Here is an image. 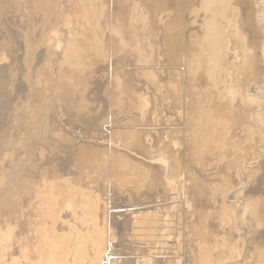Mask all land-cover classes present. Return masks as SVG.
Returning <instances> with one entry per match:
<instances>
[{
    "label": "rangeland",
    "instance_id": "obj_1",
    "mask_svg": "<svg viewBox=\"0 0 264 264\" xmlns=\"http://www.w3.org/2000/svg\"><path fill=\"white\" fill-rule=\"evenodd\" d=\"M52 1L55 3L56 8H54V12L51 13L47 11V6H46L47 0H0V264H47V167L49 165L48 159L50 163V160L57 161V159H59L60 157L62 158L71 157V156L74 157L73 156L74 153L76 154L83 149L90 150L96 147L95 149L97 151L98 146H99L98 148L99 152L97 151V156L98 158H102V160H105V162L106 161L109 162L110 157L114 155L126 156V157L129 156V158H134L135 160L138 157L137 154L138 155L140 154L137 160L144 162V163H146V161L147 163H149L150 161L152 163V162H155L157 158L159 159V158L170 156V158L172 157L173 160H175L173 163V169H175L174 171L177 173H180L179 175L176 173L175 177L178 178L177 180L181 179V174L183 178L184 176L186 178L188 177L187 178L188 180L186 179L185 183H186V187L188 186L190 188L189 195L191 199V202H190L191 213L189 216H187L188 218L187 217L184 218V216L181 213L182 211H178L177 209L172 207L171 200L167 198L169 194L168 192L170 191L165 188V185L161 187L162 190H160V192L158 193L157 192L150 193L149 191V193L148 192L144 193L143 195L144 197L141 196L143 197V200L149 198L150 200L154 199L153 202L155 201L153 204L150 203L145 206V204L139 205L140 203L146 202V201H143L142 199H141L142 200L141 202L138 200V202H135V204H132L133 203L132 194L130 192H126L125 189L122 190V188H120L119 183L114 180L115 179L114 177L111 178V176H109L110 177L109 178L107 176L105 177V179L103 178V181L101 182V187L103 189L102 191L99 190L100 191L99 194L104 195L102 198H108V195H109L108 200L111 204L109 203L108 206L111 205V207L108 210V212L110 211L109 213L117 215L112 219L111 235L108 236V238H110V240L108 239L109 240L108 245H110L111 249H114V251L115 250L118 251V252L115 251L114 253V255H117V256H114V255L109 256V258H112L111 264H124V262L125 264L127 262H128L127 264H135V263L141 264L142 259H143L142 263L144 264L145 263L144 261L147 258H153L155 260L156 259L155 257L159 255L160 256L156 259L158 264L159 263L161 264V262L162 264H164V262H167L168 260L169 261H172V259L174 260V258L171 257L172 255L171 254L172 249L170 248L171 240L169 241L168 238L170 235L171 237L173 236V234H171L172 233L171 229L178 228V226H180L181 231H184L185 233L191 231L192 237L190 240V248H192L191 250L192 252L190 255L191 261L189 264H194V263L197 264L196 260L198 256L201 254L203 247H208L209 250L210 249L214 250L216 246H218L217 249L218 248L220 249L218 250L215 249L216 251L214 250V252L217 255H220V254L221 255L217 256L215 253L213 255V250L212 251L210 250V254H211L210 260L211 261L214 260L216 256L218 259L219 258L220 259L218 261V259L216 258L217 263L212 262L210 264H264V50H263L264 49L263 47L264 46V21H263L264 12L262 11V8H261L264 0H236L237 5H235V9H237L236 12L238 14L240 13L241 18H240V22L239 23L238 21L237 23L234 22L231 28L228 27L231 23L226 22L227 27L221 33V38L224 39L225 41V44L222 49V54L223 56L227 55V57H225V60L222 66L218 67V70H217L218 72L219 68L221 69L220 71L221 73L220 72L217 73L218 76H220V79L218 78L219 82L217 83L219 84L217 85L218 87L216 86V83H213L215 86L211 84L212 79L210 78L208 74L203 73L202 71H196V70L191 72V66H192L191 64L193 62L194 53L196 55L200 48L199 47L201 43L200 40L202 37V33H200L202 31L201 30L202 21L204 19V16L206 17L208 16L204 12L201 13L202 14L201 16H199L200 13H198L197 3L196 5L194 4V6H192L191 8L192 12L187 10V12L185 11L186 14H184L183 16L180 15L181 18H178L177 21L179 22V25L177 29L179 31L178 30L176 31L179 32V36H178L179 47H178L176 56L169 57V55H167L164 50L165 45L162 41L163 40L162 37L164 36V34L166 35L165 33L166 30L163 26H161L162 25L161 22L157 24L158 26L157 29L155 30L153 29L148 33L146 32V34L144 32H139L140 35L139 34L136 35V38L134 37L132 38V36L126 37V34H123L124 37L123 35L120 36V38L118 36L119 38L118 42L120 43L117 46L115 42V40L117 39V34L113 32L111 26L107 24L106 31H105V28L103 29L106 23H109L107 22V16L105 14L106 12L104 13L105 15L103 14L104 17L98 16L99 14L98 15L95 14L96 16H93L91 0H71V1L70 0L69 1L68 0H52ZM60 2L63 5H61ZM62 6L65 8L67 7L68 8L65 10V8H63ZM59 8H61V10H59ZM128 11L131 12L130 8H128ZM63 14H64V17L66 18L63 17ZM90 14L92 15L90 16ZM193 15L196 17L194 18ZM189 16L192 18L191 21L189 19L190 18ZM59 17H61L62 19ZM101 17H102V20H101ZM131 17L133 18L132 15ZM98 19H99V22H98ZM52 21H55V22H52ZM59 21H61V23ZM96 23L97 24L99 23V25H97ZM129 23L130 25H132L133 21L131 20ZM94 24L97 26V28H94ZM238 25L241 26V30L243 31V34H245V36H247V34L251 35V37H252V34H256L257 36L254 38L252 37L254 41H253L252 46L249 48L250 50L256 51L257 58L259 59L257 73H254L252 75L242 74V72H237L238 66H234L233 68V65H241V62H242L241 55L239 54L241 53V50H242L240 48L241 44H238L237 39L234 38L236 37V34L240 32ZM49 26L51 30L49 29ZM73 26H75L74 29L72 28ZM70 29L71 30L73 29L72 31L74 33L76 30L78 31V36H76V38L73 34H70L71 32ZM64 30L66 31L67 34L63 33ZM94 30H96V32L100 35L99 38H101L100 40H102L101 41L102 45H104V47H102V51H105L103 52V54L104 56H106V58L104 57L103 61L95 60V56H96L94 52L95 43L93 42L95 41ZM101 31H104V32H101ZM107 31H108V36H107ZM55 32H57L60 35L58 36V34L56 33L57 41H54L51 38L52 34H55ZM167 33H169V31H167ZM103 34L106 36H103ZM115 34H116V37H115ZM141 34L143 37L141 36ZM109 35H110V38L113 37V39L109 40L110 39ZM60 37L61 38L63 37L62 40ZM71 37L72 39L79 38L76 40V44L77 46L80 44L79 48L77 47L76 49L77 56L75 59V60H78L77 61L78 66H76L77 68L74 70L63 63L62 56H61L63 55V49H62L64 48L63 45H65L67 41H70ZM106 37H108L107 41H106L107 39ZM186 37L188 40L186 39ZM81 38H83V40ZM102 38H104V40ZM50 40L52 42H50ZM189 40H191L192 42ZM60 41H64V42H60ZM80 41L81 43H79ZM130 41L132 43L134 42L135 44L134 43L133 44L137 47H139L138 45H141V46L137 48ZM91 42L94 44H91ZM110 42H113V45ZM127 42L128 44H126ZM136 42L138 44H136ZM107 43H108V46H106ZM52 44L55 46L53 47ZM81 44H82V47H81ZM157 44L159 45L158 48H157ZM111 45L112 47H110ZM131 46H133L135 50L137 49L136 50L137 52H135L134 48L132 47L133 48L132 49ZM148 46H150V48ZM115 47H117L116 48L117 52H119L120 48L123 47L121 48V51L119 52L120 55H117V52L115 51ZM52 48H53L52 50L53 52L51 51ZM57 48L61 50L57 51ZM106 48H108L109 50H107ZM159 49L160 50L162 49L164 51L161 50L159 53ZM193 49L197 51H194ZM54 50L56 54H54L55 53ZM132 50H134V52H132ZM147 50L149 52H147ZM145 51L148 54V58L146 57L147 54L144 55ZM254 51H251V52H254ZM130 53H132L131 55L133 56L128 55ZM135 53L137 54L134 55ZM152 53L153 55L149 56V54L151 55ZM85 54L86 56H84ZM115 55L117 56L114 57ZM138 56L140 58H138ZM87 57L89 58L87 59ZM136 57L137 59H135ZM112 58L114 59V61ZM122 59L126 63L122 61ZM150 59L153 60V62H151ZM141 60L143 61V63ZM113 62H115L116 64L114 63L115 64L114 65ZM144 62L146 65L148 64V66H150L148 67L147 70L145 69L147 68V66L144 64ZM150 63L153 64V67H152V64ZM136 64L139 66H136ZM106 66L108 67V69L111 67L112 68L107 70ZM113 67L116 69V71ZM186 67H188L190 70L188 68L186 69ZM49 70L51 71V73ZM67 70L69 72H67ZM119 70L121 71V73L124 72L123 75L127 76L128 79L127 77H124L123 75H121ZM143 70H146V72L148 73L146 74V72L145 71L143 72ZM63 71L66 72V75ZM107 71H109V73ZM141 71L143 72L142 74H141ZM154 71L156 72L155 74H154ZM171 71L174 72V74ZM189 71L191 72V76L189 77L190 80H187L188 79L187 77L189 76L188 74L190 73ZM150 73L152 74V76ZM70 74L75 75V77L77 76L76 77L77 79H74L75 80L74 82L69 80L66 77L67 75H70ZM165 74H168V76H166ZM192 74L194 76H192ZM255 74L256 76L254 77L253 75ZM106 75H108L109 78L108 77L106 78ZM159 75L161 76L160 78H159ZM224 75H227V76L224 77ZM169 76H172V78ZM185 76L187 77L185 78ZM166 77L168 80L167 79L165 80ZM178 77H179V80L177 79ZM60 78L61 80H59ZM123 78L126 81H124ZM157 78L159 80H157ZM113 79L117 80L119 86L117 85V83H115L116 81ZM146 79L151 80L152 83L150 82L148 83L149 80H146ZM163 79L165 82L163 81ZM169 79L171 80L176 79L178 81L175 82V80H173L169 82ZM183 79L187 82H185ZM192 79H194L195 81ZM120 80L123 81V84ZM192 81H194L195 83ZM51 82H54V83H51ZM112 82L115 83L114 86H113L114 83ZM124 82L128 83L129 87ZM74 83L76 84V86H73L75 85ZM77 83L78 84L80 83V84L77 85ZM100 83L101 84L103 83L102 84L103 87L100 85ZM164 83L165 84L167 83L168 86L172 85L170 86L171 88L167 87L170 90L168 89L166 90L167 85H164ZM222 84L224 85L231 84L232 86H229V87L230 88L233 87L232 90L234 88L237 89V86H238L237 90L234 89L236 90V94H239V93L241 94L243 92L248 97L253 98L252 104L248 105L246 101L244 103L239 102L238 101L239 98L237 95L235 96V99H232V97H234V94L233 96L229 95L230 93H232V90L230 89L231 90L230 91L227 85H225L226 87L224 86L223 88ZM236 84L237 86L235 87ZM154 85H156L155 88H154ZM50 86H52L53 88L55 86L56 87L53 89ZM163 86H165V88ZM185 86L187 87V89ZM123 87L124 89H122ZM216 87L217 88L221 87L222 89L220 88L219 91H217ZM189 88L190 90H188ZM57 89L60 90L61 92L58 93ZM150 89H151L150 92L152 93L149 92ZM180 89H182V92H185V93H181ZM225 89L228 92V96H227V93L225 94L226 92ZM48 90L50 91V93ZM124 90L127 95L124 93ZM186 90L189 93H187ZM47 92L49 93L48 95H47ZM117 92L119 94H117ZM166 92H167V95H165ZM162 93L164 94L163 97L161 96ZM62 94H67V96L64 98L63 96L65 95L62 96ZM141 94L143 96H141ZM174 94L176 95L173 97L172 95ZM223 94H225L226 96L225 95L223 96ZM168 96L171 97V100ZM57 97L58 98L60 97V98L58 99ZM151 97H153L154 99H152ZM126 98H128V101ZM222 98H224L225 100ZM55 99L56 100L58 99L57 100L58 102ZM110 99L114 101H111ZM146 99H149V100H146ZM135 100L137 101L135 102ZM173 100L174 102H171ZM181 100H182V103L185 102L183 104L186 106L184 105H181L182 107L180 106V104H182ZM49 101L52 103H50ZM144 101L146 104L144 103ZM186 101H188V103ZM230 101H232L231 103L233 104L229 103ZM132 102H135V103H132ZM75 103L77 104V106L73 105ZM147 103L150 106H148ZM221 103L227 104L228 106H230L228 107V109L230 108L231 110L233 109L235 111H240V112L242 111L240 115L238 116L239 118L238 121L234 124L235 127L233 126L234 122L224 121L225 124L223 123L221 128L219 127L217 128V130L215 129L213 130V128L209 126L210 123H207L208 127L210 128L204 131L203 130L204 129L203 119L206 117L205 114L207 112L213 113L214 111H215L214 113H216V110L219 109V106ZM127 104H129L130 106L129 105L127 106ZM135 104L136 106L137 105L139 106L138 109L140 108L141 109V110L139 109L140 111H136L137 107L135 106ZM117 105H119L118 108L120 109H117ZM61 106H62V109H61ZM144 107H150V108H147V109L145 108L146 111H144V109L142 110V108ZM178 107L179 108L181 107V110ZM77 108L80 110H78ZM156 108L158 111H156ZM69 109L71 112H69ZM127 109L128 111H131V113L126 111ZM151 109L153 110L155 109L156 112L152 111ZM188 109L189 110L191 109V110L189 111ZM76 110H77V113H75ZM118 111L119 112L121 111L120 115ZM181 111H184V112L182 113ZM245 111L246 112L248 111V112L244 113ZM49 112H50V116H49ZM55 112L58 113L59 116ZM135 112L137 113L136 116H135L136 114ZM145 112L148 114L150 113L151 115L150 114L146 115ZM151 112L152 113L154 112L153 113L154 115ZM177 113L180 115V117ZM67 114L70 120L69 118L67 120ZM172 114H174L175 118L173 117ZM51 115L52 116L54 115V117H52ZM95 115L97 117H95ZM77 116H80V117H77ZM106 116H107V119H106ZM140 116H143V117H140ZM75 117H76V120L78 121L75 120ZM56 118H57V123H55ZM140 118L142 119L144 118L145 122H141L143 120ZM147 118L148 119L150 118V119L148 120ZM171 118H173V120ZM51 119H53L54 123H52L53 121L51 122ZM73 120H75L76 122L73 123L74 122ZM91 120L92 122H90ZM180 120L181 121L183 120L184 122L181 123ZM199 120H201L200 124H198L200 122ZM58 121H60L59 122L60 126L58 124ZM154 122L155 123L157 122V123L155 124ZM161 122H163L164 124ZM92 123L94 125H92ZM114 123L115 124L117 123L119 125L116 124L117 126H115ZM175 123H177V125L179 126H177ZM192 123L194 124L192 125ZM52 124L53 126H56V129L58 128L57 132L55 131V127H53ZM71 124L73 126H71ZM96 124L99 126L97 127ZM128 124L130 126H128ZM171 124H173L174 126ZM48 125L51 128V130L48 128ZM191 125L194 127L192 128ZM100 127L102 128L100 129ZM123 127H126V128L128 127V128L126 130L125 128L123 129ZM161 127H163L164 129H162ZM199 127L201 128V130ZM63 128L65 130H63ZM69 128L70 129L72 128V129L70 130ZM90 128L91 130L89 131ZM190 128L192 132H190L191 131ZM79 129H81V131ZM98 129L100 130H99V133L97 134ZM247 129H249L250 131H248ZM122 130L123 132H121ZM58 131L60 133H58ZM91 131L94 134H92ZM51 132H52V136H51ZM72 132L76 136H74ZM68 133L70 136L67 135ZM182 133L184 135H182ZM58 135L60 136V139L64 137V139H62L64 142L58 138L59 137ZM104 135L105 137H103ZM99 136H102L103 138L101 137L102 139H100ZM121 136L123 137V139ZM191 136L194 137V139ZM52 137L55 139L53 140ZM142 137L143 138L145 137L146 139L145 138L143 139ZM50 138L52 140H49ZM98 138L99 140L97 141ZM104 138L106 139L108 138V139L106 140ZM56 139L59 141H56ZM76 139H77V142L76 141L71 142V140H76ZM118 140L120 141V143ZM176 140H177V144H173L172 146V143L173 142L176 143ZM78 141L80 142V144L78 143ZM107 141H109V143ZM126 141L127 143H125ZM141 141H143V143ZM67 142L70 143L71 145L70 144L68 145ZM105 142H107L108 145ZM47 143L49 144V146ZM89 143L91 144V146H89L90 145ZM59 144H62L63 146L61 147V145L59 146ZM97 144L98 146H96ZM112 144L114 145V148ZM120 144L121 146H119ZM92 145L94 146V148ZM109 145H111V147ZM115 145L117 148L115 147ZM174 145L175 146L177 145L176 146L177 148H175ZM65 146L66 148L68 147V149H66ZM87 146L91 148L88 149ZM106 146H108L109 148ZM145 146L147 149L145 148ZM119 147H123L124 151H123V148H119ZM104 148L106 150V153H105ZM133 148H135L134 149L135 151L132 150ZM196 148L199 150H197ZM53 149L55 150V152H53ZM62 149L65 150L64 151L65 154L67 153L66 151H68L69 153L65 155ZM70 150L72 151V153ZM115 150L119 152L115 153ZM131 151L133 153L138 152V151L139 152L137 154L135 153V156H134L133 153H130ZM159 151H160V154H159ZM48 152H50L51 154ZM70 153H71V156H69ZM127 153H130V154H127ZM150 153H153L151 154L152 156L150 155ZM55 154L57 155L59 154L58 157L57 155L55 157ZM107 154L109 156H107ZM142 154L143 156H141ZM155 155H160V156L157 157ZM50 157H53V158L50 159ZM81 177L82 176H80V178ZM161 177H162L161 182L166 184L167 176L162 175ZM85 180L87 181V179ZM85 184L88 185L89 184L88 181ZM112 188H114L115 190L117 189L115 191L116 193L114 192ZM148 195L152 197H148ZM161 195H163L164 199L165 198L166 199L164 200L162 197L161 199L159 197ZM155 196L157 199L154 198ZM170 196L173 197L171 193H170ZM101 203H100V206L98 204L99 210L97 209L100 215L98 224L100 223V221L102 223V218H104L103 217L104 215L102 216V214L104 213L105 207ZM128 204L136 205V207L135 206L129 207ZM162 204H165V206ZM156 205L157 206L161 205L162 207L161 206L157 207ZM137 206L138 207L141 206V207L138 208ZM122 207H124L126 210ZM118 210L119 212H117ZM133 213H136V215L135 214L133 215ZM125 214L127 215L130 214L133 216L129 215V217H127L125 220L130 219L131 221L128 220L127 225L125 224L121 226V222H123L124 220L123 217ZM151 215L155 222L154 224L152 223L153 220L151 219ZM166 215H168L169 219L166 218L167 217ZM196 215L198 219L196 218ZM174 216L176 219L173 218ZM158 217L159 219H156ZM138 220H141V221H138ZM150 220H152L151 225H150L151 227H149L148 225L150 224ZM144 224H147V225H144ZM175 224H178L177 227L174 226ZM100 225H101V229L104 230V224L102 223ZM74 227L75 226L71 225L70 228L73 229ZM120 227H122L121 228L122 230L120 229ZM83 228H84L83 235L84 237L88 238V232H87L88 230H86L87 223H84ZM134 229H137V230L140 229L141 231L140 230L137 231ZM123 231L124 232L126 231L125 234L123 233ZM148 243L151 244V248H150L151 250H148L149 252L146 253L145 250L149 246ZM197 244L199 248L197 247ZM201 244L203 247L201 246ZM150 253H152L154 256L155 255L157 256L153 257V255ZM166 253L170 254L171 259L168 256L169 254L166 255ZM104 255H105L104 256L105 258L106 254ZM162 256L164 258L166 257V259H164ZM192 256H194V258ZM195 256L197 257L195 258ZM127 258H130V259L126 260ZM222 259H223V262H222ZM180 260L183 261L184 257L180 258ZM81 261H79L78 264H84V262L83 261L81 262Z\"/></svg>",
    "mask_w": 264,
    "mask_h": 264
},
{
    "label": "bare ground",
    "instance_id": "obj_2",
    "mask_svg": "<svg viewBox=\"0 0 264 264\" xmlns=\"http://www.w3.org/2000/svg\"><path fill=\"white\" fill-rule=\"evenodd\" d=\"M69 1V0H68ZM71 1V0H70ZM92 1V12H93V16H96V15H98V16H103V14L105 13L106 14V16H107V22H109V23H106V25L103 27V29L105 28V31H106V26H107V24L109 25V26H111V28H112V30H113V32L114 33H116L117 34V39L115 40V42H116V44H117V46H118V44L120 43V42H118V39L120 38V36H122L123 34H126V37H128V36H132V38L134 37V38H136V35H138L139 34V32H144L145 34H146V32L148 33V32H150L151 30H155V29H157V24H159V22H161V26H163L164 28H165V30H166V35L164 34V36L162 37L163 38V43H164V45H165V48H164V50H165V52H166V54L167 55H169V57H175L176 56V53H177V51H178V47H179V43H178V36H179V30L177 29L178 28V25H179V22L177 21L178 20V18H181V16L180 15H184V14H186L185 13V11L187 12V10L188 11H190V12H192V10H191V8H192V6H194V4L196 5V3L198 4V13H200V15L199 16H201L202 14L201 13H206L208 16L206 17V16H204V19H203V21H202V28H201V32L200 33H202V37H201V43H200V48H199V51H198V53L195 55V53H194V56H193V62H192V66H191V72L192 71H202L203 73H206V74H208L209 76H210V78L212 79L211 81V84H213V83H216V86L217 85H219V84H217L219 81H218V78L220 79V76H218V74L217 73H219L220 71H221V69L219 68V71L217 72V70H218V67H220V66H222V64H223V62H224V60H225V57H227V55H224L223 56V54H222V49H223V46H224V44H225V41H224V39H222L221 38V33H222V31L224 30V29H226V22H228V23H231L228 27L229 28H231V26H232V24L235 22V23H237V21H238V23L240 22V18H241V15H240V13L238 14L236 11H237V9H235V5H237L236 4V0H91ZM62 2V1H61ZM60 2V3H61ZM66 3V2H65ZM61 5H63L62 3H61ZM65 5H67V4H65ZM72 5V4H71ZM47 11L48 12H54V8H56V6H55V3L52 1V0H47ZM58 6V5H57ZM63 7V6H62ZM61 7V8H62ZM67 7V6H66ZM196 7V6H195ZM61 8H59V10H61ZM63 8H65V7H63ZM68 8V7H67ZM67 8H65V10L67 9ZM71 8V7H70ZM100 10H99V9ZM128 8H130V10H131V12L130 11H128ZM261 8H262V11L264 12V2H263V4H262V6H261ZM73 9H74V7H73ZM190 9V10H189ZM194 9V8H193ZM57 10V9H56ZM99 10V11H98ZM74 11V10H73ZM129 13H128V12ZM184 11V12H183ZM197 11V10H196ZM75 12V11H74ZM123 12V13H122ZM57 13V12H56ZM60 13V12H59ZM76 13V12H75ZM70 14V13H69ZM68 14V15H69ZM87 14H89V13H87ZM96 14V15H95ZM104 14V15H105ZM190 14V13H189ZM195 14H196V12H195ZM205 14V15H206ZM50 15V14H49ZM92 14H90V16H91ZM131 15L133 16V18L131 17ZM62 16V15H61ZM65 16H67V15H65ZM187 16V15H186ZM191 16V15H190ZM189 16V17H190ZM49 17H51V16H49ZM63 17H64V14H63ZM72 17V16H71ZM87 17H88V15H87ZM104 17V16H103ZM189 17H187V18H189ZM192 17V16H191ZM189 18L190 19V21H191V19L192 18ZM193 17L195 18L196 16H194L193 15ZM58 18V17H57ZM59 18H61V17H59ZM64 18H66V17H64ZM69 18V17H68ZM186 18V19H187ZM62 19V18H61ZM70 19V18H69ZM104 19V18H103ZM182 19H183V17H182ZM50 20V19H49ZM54 20V19H53ZM63 20H65V19H63ZM101 20H102V17H101ZM133 21V24L132 25H130V21ZM159 20V21H158ZM188 20V19H187ZM194 20V19H193ZM48 21V20H47ZM57 21V20H56ZM67 21H69V20H67ZM72 21V20H71ZM93 21V20H92ZM97 21V20H96ZM104 21V20H103ZM186 21V20H185ZM263 21H264V19H263ZM49 22V21H48ZM47 22V23H48ZM52 22H55V21H52ZM60 23H61V21H59ZM95 22V21H94ZM98 22H99V19H98ZM106 22V21H105ZM183 22H184V20H183ZM51 23V22H50ZM65 23V22H64ZM102 23V22H101ZM66 24H67V22H66ZM65 24V25H66ZM71 24H72V22H71ZM73 24H74V22H73ZM97 24V23H96ZM184 24V23H183ZM62 25H63V23H62ZM97 25H99V23L97 24ZM51 26V25H50ZM50 26H49V29L51 30V28H50ZM68 26V25H67ZM70 26V25H69ZM72 26V25H71ZM52 27V26H51ZM74 27L75 26H73L72 28L74 29ZM183 27V26H182ZM238 27H239V31L240 32H238L237 34H236V37H234L235 39H237V42H238V44H241L240 45V48L242 49L241 50V53H239L240 55H241V59H242V62H241V65H233V68H234V66H238V68H237V72H242V74H250V75H252V74H254V73H257V68H258V58H257V53H256V51H254V50H250L249 48L252 46V44H253V38L254 37H257L256 36V34H252V37H251V35H249V34H247V36H245V34H243V31L241 30V26L240 25H238ZM53 28H55V27H53ZM52 28V29H53ZM66 28V27H65ZM71 28V27H70ZM94 28H97V26L94 24ZM99 28V27H98ZM184 28V27H183ZM72 29V30H73ZM102 29V28H101ZM100 29V30H101ZM185 29V28H184ZM184 29H183V31H184ZM60 30V29H59ZM62 30V29H61ZM71 30V29H70ZM71 30V32H73ZM176 30H178V31H176ZM55 31V30H54ZM54 31H53V33H54ZM57 31H58V29H57ZM69 31V30H68ZM109 31H111V30H109ZM135 31V32H134ZM167 31H169V33H167ZM49 32V31H48ZM47 32V33H48ZM61 32V31H60ZM59 32V33H60ZM70 32V31H69ZM70 32V34H73L74 36H75V38H76V36H78V31L76 30L75 31V33L73 32V33H71ZM101 32H104V31H101ZM153 32V31H152ZM189 32H191V31H189ZM52 33V32H51ZM50 33V34H51ZM56 33L57 32H55V34H52V39L54 40V41H57V36H56ZM63 33H65V34H67L66 33V31L64 30V32ZM63 33H61V34H63ZM80 33V32H79ZM91 33H92V31H91ZM111 33V32H110ZM143 33V34H144ZM155 33V32H154ZM157 33V32H156ZM58 34V33H57ZM64 34V35H65ZM69 34V33H68ZM69 34V35H70ZM116 34H115V37H116ZM170 34V35H169ZM183 34V33H182ZM140 35V34H139ZM191 35V34H190ZM194 35V34H193ZM56 36V37H55ZM58 36H60L59 34H58ZM99 34L96 32V30H94V38H95V41H93L94 43H92L91 42V44H94L95 45V60H102L103 61V59H104V57L106 58V56H104V54H103V52H105V51H102V47H104V45H102V40H100L101 38H99ZM103 36H106V35H104L103 34ZM102 36V37H103ZM107 36H108V31H107ZM118 36H119V38H118ZM141 36H142V34H141ZM64 37V36H63ZM62 37V38H63ZM123 37H124V35H123ZM122 37V38H123ZM125 37V38H126ZM143 37V36H142ZM150 37V36H149ZM148 37V38H149ZM190 37V36H189ZM188 37V38H189ZM50 38V39H51ZM61 38V37H60ZM62 38H61V40H62ZM84 38V37H83ZM83 38H81L82 40H83ZM90 38V37H89ZM107 39H106V41L108 40V37H106ZM109 38H110V35H109ZM145 38H147V37H145ZM155 38V37H154ZM71 40L70 41H67L66 42V44L65 45H63V47L64 48H62L63 49V55H61L62 56V60H63V63L64 64H66L67 66H69L71 69H76L77 67L76 66H78V64H77V61L78 60H75L76 59V56H77V54H76V49H77V47L79 48V45L77 46V44H76V40L77 39H79V38H77V39H72V37L70 38ZM93 39V38H92ZM103 40H104V38H102ZM111 39H113V37L112 38H110L109 40H111ZM186 39H187V37H186ZM191 39V38H190ZM194 39H196V38H194ZM94 40V39H93ZM142 40V39H141ZM147 40V39H146ZM149 40V39H148ZM151 40V39H150ZM159 40V39H158ZM184 40V39H183ZM188 40V39H187ZM197 40H198V38H197ZM53 41V42H54ZM119 41H121V40H119ZM135 41H137V40H135ZM143 41V40H142ZM189 41H191V40H189ZM195 41V40H194ZM50 42H52L51 40H50ZM60 42H64V41H60ZM78 42V41H77ZM118 42V43H117ZM131 42V41H130ZM129 42V43H130ZM156 42V41H155ZM181 42V41H180ZM186 42V41H185ZM192 42V41H191ZM56 43V42H55ZM54 43V44H55ZM79 43H81V41L79 42ZM104 43V42H103ZM110 43H112V45H113V42H110ZM132 43V42H131ZM134 43V42H133ZM132 43V44H133ZM140 43V42H139ZM145 43V42H144ZM182 43V42H181ZM187 43V42H186ZM194 43V42H193ZM226 43H227V41H226ZM85 44V43H84ZM90 44V45H91ZM106 44V43H105ZM126 44H128V42L126 43ZM135 44V43H134ZM133 44V45H134ZM136 44H138L137 42H136ZM141 44V43H140ZM151 44V43H150ZM162 44V43H161ZM190 44V43H189ZM57 45V44H56ZM86 45V44H85ZM112 45L110 46V47H112ZM131 45V44H130ZM146 45V44H145ZM155 45V44H154ZM163 45V44H162ZM183 45H185V44H183ZM183 45H182V47H183ZM52 46L54 47L55 45H53L52 44ZM106 46H108V43H107V45ZM127 46V45H126ZM129 46V45H128ZM135 46V45H134ZM139 47L141 46V45H138ZM147 46V45H146ZM158 44H157V48H158ZM190 46V45H189ZM81 47H82V44H81ZM92 47H93V45H92ZM133 46H131V48H132ZM135 47H137V46H135ZM139 47H137V48H139ZM149 48H150V46H148ZM147 47V48H148ZM161 47V46H160ZM191 47V46H190ZM194 47V46H193ZM197 47H198V45H197ZM264 47V46H263ZM117 47H115V51L117 52V49H116ZM121 48H123V47H121ZM121 48H120V50H119V52L121 51ZM125 48V47H124ZM134 48V47H133ZM132 48V49H133ZM144 48H145V46H144ZM49 49V48H48ZM55 49V48H54ZM80 49H82V48H80ZM83 49H85V48H83ZM87 49V48H86ZM92 49V48H91ZM105 49V48H104ZM107 50H109L108 48H106ZM130 49V48H129ZM152 49V48H151ZM163 49V48H162ZM161 49V50H162ZM185 49V48H184ZM252 49H254V48H252ZM53 50V48L51 49V51ZM56 50V49H55ZM55 50H54V52H55ZM59 49L57 48V51H58ZM61 50V49H60ZM59 50V51H60ZM79 50V49H78ZM111 50V49H110ZM122 50H124V49H122ZM134 50H135V48H134ZM134 50H132V52H134ZM137 50V49H136ZM135 50V52H137ZM150 50V49H149ZM160 49H159V53H160V51H161ZM164 50H162V51H164ZM194 50V49H193ZM264 50V49H263ZM126 51V50H125ZM153 51V50H152ZM155 51V50H154ZM184 51V50H183ZM194 51H197V50H194ZM251 51H254V52H251ZM53 52V51H52ZM113 52V51H112ZM115 52V53H116ZM119 52H117V55H120L119 54ZM130 52H131V50H130ZM140 52V51H139ZM138 52V53H139ZM147 52H149L148 50H147ZM77 53H78V51H77ZM82 53V52H81ZM123 53H125V52H123ZM127 53H129V52H127ZM126 53V54H127ZM145 53V54H144ZM143 54L144 55H146L147 53H146V51L144 52ZM54 54H56V52L54 53ZM58 54H60V53H58ZM114 54V53H113ZM132 53H130V54H128V55H131ZM137 53H135L134 55H136ZM190 54V53H189ZM117 55H115L114 57H116ZM142 55V54H141ZM153 55V53L150 55L149 54V56H152ZM159 55V54H158ZM60 56V55H59ZM84 56H86V54L84 55ZM110 56V55H109ZM131 56H133V55H131ZM108 57V56H107ZM135 57V56H134ZM141 57H143V56H141ZM147 58H148V54H147V56H146ZM183 57V56H182ZM80 58V57H79ZM89 57H87V59H88ZM109 58V57H108ZM122 58V57H121ZM127 58H129V57H127ZM132 58V57H131ZM138 58H140L139 56H138ZM146 58V59H147ZM184 58V57H183ZM187 58V57H186ZM192 58V57H191ZM78 59V58H77ZM111 59V58H110ZM113 59V58H112ZM124 59V58H123ZM122 59V61H124ZM135 59H137V57L135 58ZM144 59V58H143ZM145 59V60H146ZM167 59V58H166ZM54 60H55V58H54ZM128 60V59H127ZM139 60V59H138ZM151 60V59H150ZM149 60V61H150ZM223 60V61H222ZM262 60V59H261ZM80 61V60H79ZM113 61H114V59H113ZM118 61V60H117ZM130 61V60H129ZM137 61V60H136ZM135 61V62H136ZM142 61V60H141ZM50 62V61H49ZM54 62V61H53ZM85 62V61H84ZM115 62H116V60H115ZM115 62H113V64L115 63ZM119 62V61H118ZM125 62V61H124ZM123 62V63H124ZM138 62V61H137ZM147 62V61H146ZM151 62H153V60H151ZM100 63V62H99ZM107 63V62H106ZM126 63V62H125ZM132 63V62H131ZM142 63H143V61H142ZM189 63H191V62H189ZM83 64V63H82ZM101 64V63H100ZM99 64V65H100ZM116 64V63H115ZM114 64V65H115ZM144 64H145V62H144ZM150 64H152V63H150ZM183 64H185V63H183ZM56 65V64H55ZM113 65V66H114ZM120 65V64H119ZM123 65V64H122ZM127 65V64H126ZM146 65V64H145ZM190 65V64H189ZM49 66V65H48ZM80 66V65H79ZM110 66V65H109ZM117 66H118V64H117ZM125 66V65H124ZM128 66H129V64H128ZM134 66V65H133ZM136 66H139V65H137L136 64ZM147 66V68H145L146 70L148 69V67H150V66H148V64L146 65ZM186 66V65H185ZM224 66V65H223ZM229 66H230V64H229ZM51 67V66H50ZM59 67V66H58ZM62 67V66H61ZM97 67V66H96ZM99 67V66H98ZM107 67V66H106ZM145 67V66H144ZM152 67H153V64H152ZM188 67H190V66H188ZM188 67H186V69L188 68ZM54 68V67H53ZM52 68V69H53ZM91 68V67H90ZM112 68V67H111ZM111 68H109V69H111ZM114 68V67H113ZM128 68V67H127ZM222 68V67H221ZM226 68V67H225ZM224 68V69H225ZM66 69V68H65ZM64 69V70H65ZM95 69H97V68H95ZM101 69V68H100ZM108 69V67H107V70H109ZM115 69V68H114ZM113 69V70H114ZM189 69V68H188ZM236 69V68H235ZM54 70V69H53ZM57 70V69H56ZM99 70V69H98ZM123 70V69H122ZM140 70V69H139ZM146 70H143V72L145 71L146 72ZM190 70V69H189ZM230 70V69H229ZM232 70V69H231ZM50 71V70H49ZM58 71V70H57ZM66 71V70H65ZM65 71H63L64 73H65V75H66V72ZM71 71V70H70ZM112 71V70H111ZM115 71H116V69H115ZM120 71V70H119ZM118 71V72H119ZM124 71V70H123ZM151 71V70H150ZM160 71H162V70H160ZM164 71V70H163ZM172 71H174V70H172ZM171 71V72H172ZM186 71V70H185ZM222 71H224V70H222ZM67 72H69L68 70H67ZM108 73H109V71H107ZM130 72V71H129ZM142 71H141V74L143 73ZM178 72V71H177ZM190 72V71H189ZM188 72V73H189ZM191 72L187 75V76H185V78L187 77L188 79L187 80H190V76H191ZM50 73H51V71H50ZM49 73V74H50ZM58 73V72H57ZM98 73V72H97ZM108 73H106V74H108ZM112 73V72H111ZM111 73H110V75H111ZM148 72H146V74H147ZM156 72L154 71V74H155ZM162 73V72H161ZM160 73V74H161ZM170 73V72H169ZM173 74H174V72H172ZM180 73V72H179ZM221 73V72H220ZM223 73V72H222ZM77 74V73H76ZM96 74V73H95ZM120 74L121 75H123L124 74V72L123 73H121V71H120ZM151 74V73H150ZM153 74V75H154ZM186 74V73H185ZM194 74V73H193ZM192 74V76H194ZM224 74V73H223ZM228 74V73H227ZM57 75H59V74H57ZM61 75H63V74H61ZM128 75H130V74H128ZM166 76H168V74H165ZM172 75V74H171ZM182 75V74H181ZM207 75V76H208ZM232 75V74H231ZM48 76V75H47ZM50 76V75H49ZM98 76V75H97ZM115 76V75H114ZM118 76V75H117ZM124 76V75H123ZM134 76V75H133ZM151 76H152V74H151ZM175 76H177V75H175ZM174 76V77H175ZM199 76H200V74H199ZM225 76H227V75H224V77ZM229 76V75H228ZM254 77L256 76V74L255 75H253ZM56 77V76H55ZM60 77V76H59ZM65 77V76H64ZM69 80H71V81H75L74 79H77L76 77H75V75H67L66 76ZM65 77V78H66ZM108 77V75H106V78ZM124 77H127V76H124ZM148 77V76H147ZM156 77V76H155ZM161 76L159 75V78H160ZM169 77H171L172 78V76H169ZM182 77V76H181ZM195 77H197V76H195ZM57 78V77H56ZM109 78V77H108ZM117 78V77H116ZM120 78V77H119ZM121 78H122V76H121ZM120 78V79H121ZM150 78V77H149ZM176 78V77H175ZM184 78V77H183ZM184 78V79H185ZM193 78V77H192ZM209 78V79H210ZM51 79V78H50ZM112 79V78H111ZM118 79V78H117ZM127 79H128V77H127ZM145 79V78H144ZM153 79H155V78H153ZM167 79V77L165 78V80ZM178 80H179V77L177 78ZM183 79V80H184ZM201 79V78H200ZM59 80H61V78L59 79ZM63 80V79H62ZM64 80H66V79H64ZM113 80H115L116 82L115 83H117V85H118V82H117V80L116 79H113ZM123 80H124V78H123ZM146 80H149V79H146ZM151 80H152V78H151ZM151 80H149L148 81V83L150 82V83H152L151 82ZM157 80H159L158 78H157ZM168 80V79H167ZM173 80H175V82L176 81H178V80H176V79H173ZM173 80H171V79H169V82L170 81H173ZM181 80V79H180ZM192 80H194V79H192ZM119 81V80H118ZM121 82H122V84H123V81L122 80H120ZM124 81H126V80H124ZM144 81V80H143ZM162 81V80H161ZM163 81H164V79H163ZM182 81V80H181ZM185 81V80H184ZM183 81V82H184ZM195 81V80H194ZM194 81H192V82H194ZM210 81V80H209ZM57 82H59V81H57ZM61 82V81H60ZM78 82V81H77ZM80 82V81H79ZM96 82H98V81H96ZM111 82V81H110ZM154 82H155V80H154ZM165 82V81H164ZM167 82V81H166ZM185 82H187V81H185ZM189 82V81H188ZM224 82V81H223ZM51 83H54V82H51ZM76 83V82H75ZM74 83V84H75ZM94 83V82H93ZM107 83V82H106ZM112 83H114V82H112ZM115 83L113 84V86L115 85ZM125 83V82H124ZM147 83V82H146ZM178 83V82H177ZM176 83V84H177ZM190 83V82H189ZM195 83V82H194ZM199 83V82H198ZM201 83V82H200ZM221 83V82H220ZM237 83V82H236ZM41 84V83H40ZM72 84V83H71ZM80 84V83H79ZM78 83H77V85H79ZM89 84V83H88ZM103 84V83H102ZM101 83H100V85L103 87V85H102ZM125 84H127V86H128V83H125ZM154 84V83H153ZM163 84V83H162ZM172 84H173V82H172ZM175 84V85H176ZM208 84V83H207ZM232 84V83H231ZM228 85V84H225V85H227L228 86V88H229V90L231 89L232 90V88H230L229 86H232V85ZM68 85V84H67ZM99 85V86H100ZM107 85V84H106ZM116 85V86H117ZM149 85V84H148ZM164 85H167V83L165 84L164 83ZM174 85V86H175ZM187 85V84H186ZM223 85V88H224V84H222ZM64 86H66V85H64ZM73 86H76V84L75 85H73ZM119 86V85H118ZM117 86V87H118ZM131 86V85H130ZM155 86L156 85H154V88H155ZM170 86H172V85H167L166 86V90L168 89V90H170L169 88H167V87H170ZM191 86V85H190ZM213 86H215L214 84H213ZM237 86V84L235 85V87ZM49 87V86H48ZM50 87H52V86H50ZM56 87V86H55ZM54 87V88H55ZM110 87V86H109ZM122 87V86H121ZM129 87V86H128ZM160 87V86H159ZM164 88H165V86H163ZM186 87V86H185ZM193 87V86H192ZM205 87H206V85H205ZM212 87V86H211ZM218 87V86H217ZM216 87V88H217ZM226 87V86H225ZM37 88V87H36ZM53 88V87H52ZM53 88V89H54ZM72 88V87H71ZM133 88V87H132ZM150 88H152V87H150ZM171 88V87H170ZM176 88V87H175ZM215 88V89H216ZM221 88V87H220ZM220 88H217L216 90L217 91H219V89ZM59 89V88H58ZM57 89V90H58ZM68 89H69V87H68ZM73 89V88H72ZM96 89V88H95ZM103 89V88H102ZM110 89V88H109ZM112 89H113V87H112ZM122 89H124V87L122 88ZM134 89V88H133ZM160 89V88H159ZM186 89H187V87H186ZM222 89V88H221ZM227 89V88H226ZM225 89V94L227 93V96H228V92H227V90ZM234 89H236V88H234ZM232 90V93H230L229 95L231 96H233V94H234V97H232V99H235V96L237 95L238 96V101L239 102H241V103H244L245 101H246V103L249 105H251L252 104V99L253 98H250V97H248L246 94H244L243 92L239 95V94H236V90L238 89V86H237V89L236 90ZM51 90V89H50ZM56 90V91H57ZM74 90V89H73ZM118 90V89H117ZM121 90V89H120ZM173 90H175V89H173ZM188 90H190V88L188 89ZM195 90V89H194ZM215 90V91H216ZM230 90V91H231ZM242 90V89H241ZM49 91V90H48ZM55 91V92H56ZM80 91V90H79ZM100 91V90H99ZM98 91V92H99ZM111 91V90H110ZM113 91V90H112ZM115 91V90H114ZM119 91V90H118ZM127 91V90H126ZM151 91V89L149 90V92ZM180 91H181V93H185V92H182V89H180ZM223 91V90H222ZM58 93L59 92H61L60 90H58L57 91ZM65 92V91H64ZM106 92H107V90H106ZM120 92V91H119ZM186 92H187V90H186ZM224 92V91H223ZM234 92V93H233ZM239 92V91H238ZM237 92V93H238ZM49 93H50V91H49ZM48 92H47V95L49 94ZM111 93V92H110ZM124 93H125V90H124ZM131 93V92H130ZM136 93H137V91H136ZM136 93H134V94H136ZM150 93H152V92H150ZM154 93V92H153ZM178 93V92H177ZM180 93V94H181ZM187 93H189V92H187ZM191 93V92H190ZM210 93V92H209ZM100 94V93H99ZM102 94V93H101ZM112 94V93H111ZM117 94H119L118 92H117ZM116 94V95H117ZM126 94V93H125ZM145 94V93H144ZM147 94H149V93H147ZM170 94V93H169ZM173 94V93H172ZM179 94V93H178ZM208 94V93H207ZM212 94V93H211ZM210 94V95H211ZM225 94H223V96L225 95ZM248 94V93H247ZM63 95H65V96H63ZM74 95V94H73ZM73 95H72V97H73ZM110 95V94H109ZM108 95V96H109ZM122 95V94H121ZM127 95V94H126ZM146 95V94H145ZM159 95V94H158ZM163 93H162V97H163ZM165 95H167V92H166V94ZM176 94H174V95H172L173 97L175 96ZM182 95V94H181ZM184 95V94H183ZM189 95V94H188ZM192 95V94H191ZM190 95V96H191ZM54 96V95H53ZM62 96L65 98L66 96H67V94H62ZM62 96H60V97H62ZM77 96H79V95H77ZM101 96V95H100ZM107 96V95H106ZM123 96V95H122ZM137 96V95H136ZM141 96H143L142 94H141ZM147 96V95H146ZM145 96V97H146ZM151 96V95H150ZM186 96V95H185ZM194 96H195V94H194ZM226 96V95H225ZM59 97V98H60ZM82 97V96H81ZM95 97V96H94ZM102 97V96H101ZM110 97V96H109ZM113 97V96H112ZM118 97H119V95H118ZM124 97V96H123ZM166 97V96H165ZM169 98H170V100H171V97L170 96H168ZM192 97V96H191ZM56 98V97H55ZM58 98V97H57ZM58 98V99H59ZM69 98H70V96H69ZM84 98V97H83ZM125 98V97H124ZM140 98V97H139ZM152 99H154L153 97H151ZM150 98V99H151ZM156 98V97H155ZM177 98V97H176ZM184 98V97H183ZM186 98V97H185ZM214 98V97H213ZM57 99V100H58ZM75 99V98H74ZM78 99H79V97H78ZM77 99V100H78ZM115 99V98H114ZM121 99V98H120ZM127 99V101H128V98H126ZM136 99V98H135ZM143 99V98H142ZM165 99H167V98H165ZM175 99V98H174ZM180 99H181V97H180ZM222 99H224V98H222ZM231 99V98H230ZM231 99V100H232ZM56 100V99H55ZM56 100V101H57ZM76 100V99H75ZM111 100V99H110ZM138 100V99H137ZM137 100H135V102L137 101ZM141 100V99H140ZM145 100V99H144ZM146 100H149V99H146ZM179 100V99H178ZM184 100V99H183ZM189 100H190V98H189ZM188 100V101H189ZM193 100V99H192ZM225 100V99H224ZM48 101V100H47ZM70 101V100H69ZM79 101V100H78ZM111 101H114V100H111ZM130 101V100H129ZM133 101V100H132ZM143 101V100H142ZM188 101H186L187 103H188ZM216 101V100H215ZM228 101H229V99H228ZM50 102V101H49ZM58 102V101H57ZM64 102V101H63ZM63 102H61V103H63ZM68 102V101H67ZM77 102V101H76ZM94 102V101H93ZM116 102V101H115ZM122 102H124V101H122ZM131 102V101H130ZM135 102H132V103H135ZM152 102V101H151ZM171 102H174V100L173 101H171ZM176 102V101H175ZM217 102V101H216ZM232 101H230L229 103H231ZM233 102H235V101H233ZM249 102V103H248ZM50 103H52V102H50ZM70 103V102H69ZM127 103V102H126ZM144 103H145V101H144ZM149 103V102H148ZM148 103H147V105H148ZM154 103V102H153ZM181 103H182V100H181ZM183 103H185V102H183ZM180 104V106L181 105H184V104ZM191 103V102H190ZM223 103V102H222ZM220 104V106H219V109H217L216 110V113H206L205 114V118L203 119V124H204V131L205 130H208L210 127L211 128H213V130L215 129V130H217V128H221V126H222V124L224 123V121H230V122H234L233 123V126H234V124L238 121V116L240 115V113L242 112H240V111H235V110H231L230 108L228 109V107H230V106H228L227 104ZM228 103V104H229ZM254 103V102H253ZM65 104V103H64ZM63 104V105H64ZM98 104V103H97ZM111 104V103H110ZM130 104V103H129ZM129 104H127V106L129 105ZM138 104V103H137ZM143 104V103H142ZM146 104V103H145ZM150 104H152V103H150ZM156 104V103H155ZM171 104H173V103H171ZM231 104H233V103H231ZM53 105H55V104H53ZM59 105H60V103H59ZM73 105H76L77 106V104L75 103V104H73ZM87 105V104H86ZM99 105V104H98ZM114 105V104H113ZM152 105H154V104H152ZM151 105V106H152ZM217 105H218V103H217ZM49 106V105H48ZM47 106V107H48ZM55 106H57V105H55ZM101 106V105H100ZM115 106V105H114ZM118 106L119 105H117V109H120V108H118ZM130 106V105H129ZM134 106V105H133ZM135 106H136V104H135ZM143 106V105H142ZM148 106H150V105H148ZM184 106H186V105H184ZM233 106V105H232ZM241 106V105H240ZM50 107V106H49ZM69 107V106H68ZM78 107H80V106H78ZM87 107V106H86ZM91 107V106H90ZM96 107V106H95ZM120 107H121V105H120ZM124 107V106H123ZM137 107V110L136 111H140L139 109H138V105L136 106ZM141 107V106H140ZM182 107V106H181ZM181 107L179 108L180 110H181ZM191 107V106H190ZM64 108V107H63ZM66 108V107H65ZM76 108V107H75ZM101 108V107H100ZM103 108V107H102ZM111 108V107H110ZM109 108V109H110ZM147 108H150V107H144V108H142V110L144 109V111H146V109ZM240 108V107H239ZM248 108V107H247ZM55 109V108H54ZM61 109H62V106H61ZM60 109V110H61ZM74 109V108H73ZM78 109V108H77ZM84 109V108H83ZM94 109V108H93ZM93 109H92V111H93ZM129 109V108H128ZM128 109L126 110V111H128ZM131 109H132V107H131ZM134 109V108H133ZM136 109V108H135ZM159 109V108H158ZM186 109V108H185ZM47 110H49V109H47ZM78 110H80V109H78ZM112 110V109H111ZM123 110V109H122ZM125 110V109H124ZM130 110V109H129ZM152 111H154V112H156V111H158L157 110V108H156V111H155V109L153 110V109H151ZM160 110V109H159ZM187 110V109H186ZM189 110V109H188ZM191 110V109H190ZM189 110V111H190ZM215 110V109H214ZM54 111V110H53ZM52 111V112H53ZM65 111H66V109H65ZM133 111V110H132ZM143 111V112H144ZM185 111V110H184ZM184 111H181L182 113L184 112ZM58 112V111H57ZM69 112H71L70 111V109H69ZM74 112V111H73ZM80 112V111H79ZM95 112H97V111H95ZM100 112V111H99ZM116 112V111H115ZM119 112V111H118ZM121 112V111H120ZM120 112H119V115H120ZM129 113H131V111H128ZM134 112V111H133ZM132 112V113H133ZM153 112V113H154ZM248 112V111H247ZM246 111L244 112V113H247ZM56 113V112H55ZM75 113H77V110L75 111ZM93 113V112H92ZM124 113V112H123ZM127 113V112H126ZM136 113V112H135ZM140 113V112H139ZM142 113V112H141ZM146 113V112H145ZM144 113V114H145ZM152 113V112H151ZM152 113V114H153ZM175 113V112H174ZM179 113V112H178ZM177 113V114H178ZM56 114H58V113H56ZM55 114V115H56ZM94 114V113H93ZM116 114V113H115ZM134 114V113H133ZM148 113H146V115H147ZM150 114V113H149ZM148 114V115H149ZM187 114V113H186ZM62 115V114H61ZM65 115V114H64ZM79 115H80V113H79ZM91 115V114H90ZM110 115V114H109ZM137 115V113L135 114V116ZM151 115V114H150ZM154 115V114H153ZM173 115V117L175 118V116H174V114H172ZM179 115V114H178ZM190 115V114H189ZM49 116H50V112H49ZM52 116V115H51ZM57 116V115H56ZM58 116H59V114H58ZM72 116V115H71ZM75 116V115H74ZM73 116V117H74ZM112 116V115H111ZM114 116V115H113ZM145 116V115H144ZM52 117H54V115L52 116ZM63 117V116H62ZM77 117H80V116H77ZM94 117V116H93ZM95 117H97L96 115H95ZM140 117H143V116H140ZM147 117V116H146ZM179 117H180V115H179ZM182 117V116H181ZM190 117H192V116H190ZM68 118H69V116H68V114H67V120H68ZM133 118V117H132ZM138 118V117H137ZM145 118V117H144ZM144 118L142 119V118H140V119H142L143 121H141V122H145L144 121ZM151 118V117H150ZM149 118V119H150ZM186 118V117H185ZM184 118V119H185ZM54 119V118H53ZM53 119H51V122L53 121ZM63 119V118H62ZM91 119V118H90ZM106 119H107V116H106ZM148 119V118H147ZM148 119V120H149ZM167 119V118H166ZM172 120H173V118H171ZM183 119V120H184ZM232 119H233V121H232ZM50 120V119H49ZM69 120H70V118H69ZM75 120H76V117H75ZM73 120L74 122L73 123H75L76 121H78V120ZM82 120V119H81ZM80 120V121H81ZM85 120V119H84ZM112 120V119H111ZM110 120V121H111ZM116 120V119H115ZM165 120V119H164ZM168 120V119H167ZM181 121V123L182 122H184V121ZM189 120V119H188ZM197 120V119H196ZM64 121V120H63ZM63 121H62V123H63ZM94 121V120H93ZM127 121H129V120H127ZM137 121V120H136ZM166 121V120H165ZM191 121V120H190ZM200 121V122H199ZM198 122V124H200L201 123V120H199ZM48 122V121H47ZM59 122L60 121H58V124H59ZM68 122V121H67ZM71 122V121H70ZM90 122H92V120L90 121ZM114 122H116V121H114ZM52 123H54V121L52 122ZM55 123H57V118H56V122ZM79 123V122H78ZM77 123V124H78ZM126 123V122H125ZM155 123V122H154ZM157 123V122H156ZM155 123V124H156ZM161 123H163V122H161ZM160 123V124H161ZM207 123H210L209 124V126L210 127H208V125H207ZM49 124V123H48ZM57 124V125H58ZM76 124V125H77ZM85 124V123H84ZM83 124V125H84ZM115 124V123H114ZM117 124V123H116ZM115 124V126H117V125H119V124H117L116 125ZM127 124V123H126ZM131 124V123H130ZM139 124V123H138ZM164 124V123H163ZM176 125H177V123H175ZM194 123H192V125H193ZM202 124V125H203ZM225 124V123H224ZM63 125V124H62ZM82 125V126H83ZM87 125V124H86ZM86 125H85V127H86ZM91 125V124H90ZM92 125H94L93 123H92ZM97 125V124H96ZM105 125H106V123H105ZM111 125V124H110ZM149 125V124H148ZM148 125H146V126H148ZM150 125H152V124H150ZM171 125H173V124H171ZM183 125V124H182ZM186 125H187V123H186ZM185 125V126H186ZM191 125V126H192ZM52 126H53V124H52ZM59 126H60V124H59ZM71 126H73L72 124H71ZM99 125H97V127H98ZM120 126H122V125H120ZM128 126H130L129 124H128ZM134 126V125H133ZM154 126V125H153ZM174 126V125H173ZM172 126V127H173ZM177 126H179V125H177ZM189 126V125H188ZM198 126V125H197ZM53 127H55V131L57 132V129H56V126H53ZM64 127V126H63ZM69 127V126H68ZM79 127V126H78ZM97 127H96V129H97ZM106 127V126H105ZM114 127V126H113ZM137 127V126H136ZM140 127V126H139ZM159 127H160V125H159ZM163 127H165V126H163ZM163 127H161L162 129H164ZM168 127V126H167ZM166 127V128H167ZM181 127H183V126H181ZM194 126H192V128H193ZM200 127H202V126H200ZM199 127V128H200ZM235 127V126H234ZM48 128L51 130V128L49 127V125H48ZM62 128V127H61ZM65 128H67V127H65ZM81 128V127H80ZM89 128V127H88ZM102 127H100V129H101ZM122 128V127H121ZM126 129L127 130V128L126 127H123V129ZM133 128H135V127H133ZM146 128V127H145ZM149 128V127H148ZM154 128V127H153ZM160 128V129H161ZM165 128V129H166ZM170 128V127H169ZM70 129V128H69ZM68 129V130H69ZM72 129V128H71ZM70 129V130H71ZM85 129V128H84ZM100 129H98V132H97V134L99 133V130ZM107 129V128H106ZM131 129V128H130ZM144 129V128H143ZM161 129V130H162ZM173 129V128H172ZM185 129V128H184ZM63 130H65L64 128H63ZM67 130V129H66ZM80 131H81V129H79ZM91 130V128L89 129V131ZM103 130V129H102ZM109 130V129H108ZM112 130V129H111ZM110 130V131H111ZM120 130V129H119ZM129 130V129H128ZM133 130V129H132ZM139 130V129H138ZM190 130H191V128H190ZM194 130V129H193ZM200 130H201V128H200ZM202 130V131H203ZM248 131H250L249 129H247ZM77 131V130H76ZM93 131V130H92ZM91 131V132H92ZM104 131V130H103ZM125 131V130H124ZM148 131V130H147ZM166 131V130H165ZM188 131H189V129H188ZM210 131V130H209ZM48 132V131H47ZM55 132V133H56ZM67 132H69V131H67ZM78 132V131H77ZM94 132V131H93ZM92 132V134H94ZM121 132H123V130L121 131ZM168 132V131H167ZM166 132V133H167ZM180 132V131H179ZM190 132H192V130L190 131ZM58 133H60L59 131H58ZM73 133V132H72ZM125 133V132H124ZM130 133V132H129ZM159 133H161V132H159ZM194 133V132H193ZM74 134V133H73ZM72 134V135H73ZM83 134V133H82ZM96 134V133H95ZM101 134V133H100ZM99 134V135H100ZM106 134V133H105ZM136 134V133H135ZM149 134V133H148ZM151 134V133H150ZM162 134H164V133H162ZM60 135V134H59ZM58 135V136H59ZM61 135H63V134H61ZM67 135H69V133L67 134ZM131 135V134H130ZM182 135H184L183 133H182ZM187 135V134H186ZM207 135H208V133H207ZM218 135V134H217ZM48 136H49V134H48ZM51 136H52V132H51ZM65 136V135H64ZM70 136V135H69ZM68 136V137H69ZM74 136H76L75 134H74ZM89 136V135H88ZM120 136V135H119ZM139 136V135H138ZM137 136V137H138ZM193 136V135H192ZM191 136V137H192ZM220 136V135H219ZM90 137V136H89ZM100 137V139H102L103 137H105V135L102 137V136H99ZM102 137V138H101ZM107 137V136H106ZM122 137V136H121ZM120 137V138H121ZM207 137V136H206ZM205 137V138H206ZM214 137V136H213ZM53 138V137H52ZM56 138H57V136H56ZM59 139H60V136L58 137ZM72 138H73V136H72ZM91 138V137H90ZM118 138V137H117ZM119 138V139H120ZM126 138H128V137H126ZM143 138V137H142ZM145 138V137H144ZM143 138V139H144ZM152 138V137H151ZM156 138V137H155ZM193 139H194V137H192ZM251 138V137H250ZM55 138H53V140H54ZM62 139H64V137L62 138ZM62 139H60L61 141H63ZM94 139H96V138H94ZM93 139V140H94ZM104 139H106V138H104ZM103 139V140H104ZM108 139V138H107ZM106 139V140H107ZM116 139V138H115ZM122 139H123V137H122ZM137 139V138H136ZM146 139V138H145ZM169 139H171V138H169ZM182 139V138H181ZM216 139V138H215ZM47 140H48V138H47ZM49 140H52L51 138L49 139ZM78 140H79V138H78ZM81 140H82V138H81ZM80 140V141H81ZM86 140V139H85ZM84 140V141H85ZM88 140V139H87ZM91 140V139H90ZM99 140V138L97 139V141ZM140 140V139H139ZM180 140V139H179ZM56 141H59V140H57L56 139ZM77 142V139L76 140H71V142ZM89 141V140H88ZM101 141V140H100ZM114 141V140H113ZM119 141V140H118ZM133 141V140H132ZM136 141H138V140H136ZM144 141V140H143ZM143 141H141L142 143H143ZM174 141V140H173ZM207 141V140H206ZM50 142V141H49ZM51 142H53V141H51ZM64 142V141H63ZM90 142V141H89ZM103 142V141H102ZM108 143H109V141H107ZM107 142H105L106 144H107ZM123 142V141H122ZM153 142V141H152ZM151 142V143H152ZM196 142V141H195ZM68 143V142H67ZM78 143L80 144V142L78 141ZM82 143V142H81ZM115 143V142H114ZM119 143H120V141H119ZM125 143H127V141L125 142ZM48 144V143H47ZM55 144H57V143H55ZM70 143H68V145H69ZM90 144V143H89ZM96 144V143H95ZM100 144V143H99ZM111 144V143H110ZM116 144V143H115ZM130 144V143H129ZM136 144V143H135ZM140 144V143H139ZM173 144H177V140H176V143H172V146H173ZM51 145V144H50ZM61 145V147L63 146L62 144H59V146ZM71 145V144H70ZM94 145V144H93ZM92 145V146H93ZM101 145V144H100ZM108 145V144H107ZM113 145V144H112ZM165 145V144H164ZM196 145V144H195ZM221 145V144H220ZM48 146H49V144H48ZM53 146V145H52ZM83 146H84V144H83ZM89 146H91V144L89 145ZM89 146H87L88 147V149L89 148H91V147H89ZM96 146H98V144L96 145ZM110 147H111V145H109ZM119 146H121V144L119 145ZM141 146H142V144H141ZM167 146V145H166ZM175 146V145H174ZM177 146V145H176ZM175 146V148H177ZM60 147V148H61ZM78 147V146H77ZM76 147V148H77ZM100 147H102V146H100ZM106 147H108V146H106ZM115 147H116V145H115ZM123 147H125V146H123ZM123 147H119V148H123ZM137 147V146H136ZM148 147V146H147ZM180 147V146H179ZM178 147V148H179ZM220 147V146H219ZM223 147V146H222ZM50 148H52V147H50ZM65 148H66V146H65ZM93 148H94V146H93ZM96 148V147H95ZM90 149V150H81L80 152H78V153H74V157H72L71 156V153H72V151H71V153H70V155L69 156H71V157H66L65 155L66 154H68L69 152L68 151H66L67 153L65 154V150H63L62 149V151H63V153L65 154L64 156L66 157V158H62V157H60L59 159H57V161H55V160H50V163H49V159H48V167H47V264H78V262L79 261H83L84 262V264H111L112 262H111V260H112V258H109V256L110 255H114V253H115V251H117V250H115L114 251V249H111V246L110 245H108V242H109V240H110V238H108V236H110L111 235V222H112V219L115 217V216H117V215H114V214H111V213H109L108 212V210L110 209V207H111V205L110 206H108L109 205V200H108V198H109V195H108V198H102L104 195L102 194V195H100L99 194V190H101L102 191V187H101V182L103 181V178L105 179V177H109V176H111V178L112 177H114L115 179V181L116 182H118L119 183V185H120V188H122V190H124L125 189V191L126 192H130L131 194H132V200H133V203L132 204H135V202H138V200L141 202L142 200H143V195H144V193H146V192H148L149 193V191H150V193H155V192H160V190H162L161 189V187H163V185H165V188L166 189H168L170 192H168L169 194H168V199L169 200H171V203H172V207H174L175 209H177L178 211H182L181 213H182V215L184 216V218H186L187 216H189L190 215V213H191V204H190V202H191V199H190V195H189V190H190V188L187 186L186 187V183H185V180L188 178H186L185 176H184V178L182 177V174H181V179L180 180H177L178 178H176L175 176H176V173L177 172H175L174 170L175 169H173V163H174V161L175 160H173V158L171 157L170 158V156L169 157H164V158H157V160H155V162H152L151 163V161L149 162V163H147V161H146V163H144V162H141V161H139V160H137V158L139 157V155L137 154L138 152H135L136 154H137V158L134 160V158H129V156L128 157H126V156H116V155H114V156H112V157H110V159H109V162L108 161H106L105 162V160H102V158H98V156H97V151L99 150L98 148H99V146L97 147V151H96V149ZM109 148V147H108ZM113 148H114V145H113ZM117 148V147H116ZM118 148V149H119ZM130 148V147H129ZM132 148V147H131ZM145 148H146V146H145ZM149 148V147H148ZM152 148V147H151ZM159 148V147H158ZM200 148V147H199ZM48 149V148H47ZM56 149V148H55ZM66 149H68V147L66 148ZM79 149V148H78ZM135 148H133L132 150H134ZM141 149V148H140ZM147 149V148H146ZM165 149V148H164ZM168 149V148H167ZM173 149H174V147H173ZM197 149V148H196ZM60 150V149H59ZM102 150H103V148H102ZM104 150H105V148H104ZM114 150V149H113ZM176 150V149H175ZM186 150V149H185ZM197 150H199V149H197ZM201 150H202V148H201ZM49 151V150H48ZM120 151H122V150H120ZM123 151H124V148H123ZM130 151V150H129ZM135 151V150H134ZM147 151V150H146ZM148 151H150V150H148ZM53 152H55V150L53 149ZM58 152V151H57ZM60 152V151H59ZM99 152V151H98ZM102 152V151H101ZM116 152H119V151H116L115 150V153ZM154 152V151H153ZM158 152V151H157ZM156 152V153H157ZM48 153H50V152H48ZM105 153H106V150H105ZM130 153H133L132 151L130 152ZM130 153H127V154H130ZM135 153H133V155L135 156ZM148 153V152H147ZM199 153V152H198ZM216 153V152H215ZM51 154V153H50ZM101 154V153H100ZM103 154V153H102ZM121 154H122V152H121ZM120 154V155H121ZM151 154H153V153H150V155ZM159 154H160V151H159ZM56 155L57 154H55V157H56ZM59 155V154H58ZM58 155H57V157H58ZM169 155V154H168ZM183 155H184V153H183ZM53 156V155H52ZM68 156V155H67ZM104 156H106V155H104ZM107 156H109L108 154H107ZM133 156V157H134ZM141 156H143V154L141 155ZM152 156V155H151ZM150 156V157H151ZM155 156H160V155H155ZM165 156V155H164ZM54 157V156H53ZM53 157H50V159H52ZM54 157V158H55ZM145 157V156H144ZM148 157V156H147ZM142 158V157H141ZM184 158V157H183ZM140 159V158H139ZM143 159V158H142ZM178 175L180 174V173H177ZM162 175H164V176H167L166 177V184H164L163 182H161L162 180H161V176ZM184 175V174H183ZM80 176H82L81 178H80ZM110 178V177H109ZM109 178H108V180H109ZM183 178V179H182ZM85 179H87V181H88V185L87 184H85V183H87V181L85 180ZM188 180V179H187ZM106 181V180H105ZM105 181H104V183H105ZM109 182V181H108ZM113 182V181H112ZM85 184V185H84ZM103 184V183H102ZM108 184V183H107ZM111 185V184H110ZM117 185V184H116ZM104 186H105V184H104ZM109 187V186H108ZM115 187V186H114ZM105 188V187H104ZM189 188V189H188ZM113 190H114V192L117 190H115L114 188H112ZM108 190V189H107ZM112 190V191H113ZM110 191H111V189H110ZM119 191V190H118ZM117 191V192H118ZM109 192V191H108ZM122 192V191H121ZM113 193V192H112ZM116 193V192H115ZM162 193V192H161ZM170 193L173 195V197H171L170 196ZM114 194V193H113ZM130 194V195H131ZM105 195H107V194H105ZM141 196H143V197H141ZM147 196V195H146ZM145 196V197H146ZM183 196V197H182ZM148 197H152V196H149L148 195ZM160 198L162 197L163 199H164V196L163 195H161V196H159ZM126 198V197H125ZM154 198H156V196L154 197ZM161 198V199H162ZM130 199V198H129ZM142 199V200H141ZM152 199V198H151ZM157 199V198H156ZM160 199V200H161ZM166 199V198H165ZM164 199V200H165ZM115 200V199H114ZM137 200V201H136ZM153 200L154 199H152V200H150L149 198H147V199H144L143 201H146L145 203H140L139 205H144L145 204V206L147 205V204H150V203H154L153 202ZM123 201V200H122ZM150 201V202H149ZM163 201V200H162ZM167 201V200H166ZM101 202H103V203H101ZM100 203L101 204H103V206L105 207V209H104V213L102 214V216L104 217V218H102V223L104 224V230L103 229H101V225L100 224H102L101 223V221H100V223L98 224V222H99V218H100V215H99V213H98V210H99V206H100ZM163 203V202H162ZM166 203V202H165ZM171 203H170V205H171ZM98 204H99V206H98ZM111 204V203H110ZM132 204H128V206L129 207H133V206H135L136 207V205H132ZM137 204V203H136ZM161 204V203H160ZM162 205H164L165 206V204H162ZM157 206V205H156ZM159 206H161V205H159ZM159 206H157V207H159ZM129 207H127V208H129ZM138 207V206H137ZM139 207H141V206H139ZM138 207V208H139ZM162 207V206H161ZM169 207V206H168ZM122 208H124V207H122ZM151 208V207H150ZM98 209V210H97ZM116 209V208H115ZM125 209V208H124ZM123 209V210H124ZM142 209V208H141ZM148 209V208H147ZM159 209V208H158ZM163 209V208H162ZM167 209V208H166ZM113 210V209H112ZM117 210V209H116ZM126 210V209H125ZM165 210V209H164ZM193 210V209H192ZM84 211V212H83ZM161 211V210H160ZM163 211V210H162ZM197 211V210H196ZM112 212V211H111ZM115 212V211H114ZM117 212H119V210L117 211ZM123 212V211H122ZM122 212H120V213H122ZM148 212V211H147ZM174 212H175V210H174ZM160 213V212H159ZM162 213V212H161ZM170 213V212H169ZM169 213H168V215H169ZM136 215V213H133V215ZM140 214H141V212H140ZM149 214H150V212H149ZM156 214H157V212H156ZM156 214H155V216H156ZM167 214V213H166ZM171 214V213H170ZM120 215V214H119ZM121 215H123V214H121ZM129 215L130 214H125L124 215V217H123V222H121V226H123V225H127L128 224V220H130V219H128V220H125L127 217H129ZM133 215H130V216H133ZM154 215V214H153ZM168 215H166L167 217L166 218H168ZM195 215V214H194ZM81 216H83V217H81ZM142 216V215H141ZM154 216V217H155ZM178 216V215H177ZM139 217V216H138ZM143 217V216H142ZM146 217H147V215H146ZM163 217H165V216H163ZM172 217V216H171ZM179 217V216H178ZM177 217V218H178ZM199 217V216H198ZM83 218H84V220H83ZM174 219H176L175 218V216L173 217ZM188 218V217H187ZM196 218H197V215H196ZM135 219V218H134ZM137 219V218H136ZM139 219V218H138ZM143 219V218H142ZM151 219L153 220V217H152V215H151ZM156 219H159V217L158 218H156ZM169 219V218H168ZM198 219V218H197ZM147 220V219H146ZM152 220H150V224H148L149 225V227H151L150 225H151V221ZM181 220V219H180ZM187 220V219H186ZM185 220V221H186ZM114 221V220H113ZM120 221H122V220H120ZM119 221V222H120ZM131 221V220H130ZM138 221H141V220H138ZM149 221V220H148ZM147 221V222H148ZM156 221V220H155ZM175 221V220H174ZM188 221V220H187ZM195 221H197V220H195ZM115 222V221H114ZM133 222V221H132ZM146 222V221H145ZM144 222V223H145ZM165 222V221H164ZM163 222V223H164ZM171 222V221H170ZM173 222V221H172ZM180 222V221H179ZM179 222H177V223H179ZM73 223V224H72ZM84 223H87V228H86V230H88L87 232H88V238H86V237H84V235H83V231H84V228H83V225H84ZM130 223V222H129ZM153 224L155 223L154 222V220H153V222H152ZM166 223V222H165ZM168 223V222H167ZM186 223V222H185ZM188 223V222H187ZM198 223H199V221H198ZM134 224V223H133ZM138 224H140V223H138ZM147 224H144V225H147ZM152 224V225H153ZM184 224V223H183ZM71 225L72 226H75L73 229H71L70 227H71ZM166 225V224H165ZM177 225L178 224H175L174 226H176L177 227ZM181 225V224H180ZM100 226V227H99ZM134 226V225H133ZM132 226V227H133ZM183 226V225H182ZM187 226V225H186ZM190 226V225H189ZM137 227H138V225H137ZM136 227V228H137ZM76 228H77V230H76ZM103 228V227H102ZM122 227H120V229H121ZM140 228V227H139ZM172 228V227H171ZM124 229V228H123ZM131 229V228H130ZM133 229V228H132ZM138 229V228H137ZM137 229H134V230H137ZM141 229V228H140ZM139 229V230H140ZM173 229V228H172ZM171 229V231H172V233L171 234H173V236L171 237V235L169 236V241L171 240V257H173L174 258V260L172 259V261H167V262H164V264H189L190 263V261H191V257H190V255H191V250H192V248H190V240H191V231L190 232H184V231H181V228H180V226H178V228H174L173 230ZM78 230H80V231H78ZM113 230V229H112ZM122 230V229H121ZM139 230H137V231H139ZM169 230V229H168ZM182 230H184V229H182ZM186 230H188V229H186ZM141 231V230H140ZM126 232V231H125ZM125 232L123 231V233L125 234ZM143 235V234H142ZM141 235V236H142ZM193 235V234H192ZM204 235H205V233H204ZM203 235V236H204ZM144 236V235H143ZM147 236V235H146ZM202 236V237H203ZM113 238V237H112ZM109 239V240H108ZM167 240V239H166ZM211 240V239H210ZM168 241V240H167ZM201 241V240H200ZM212 241H214V240H212ZM112 242V241H111ZM146 243V242H145ZM200 243V242H199ZM205 243V242H204ZM213 243V242H212ZM216 243V242H215ZM215 243H214V245H215ZM210 244H211V242H210ZM217 244V243H216ZM148 247H147V249L145 250L146 251V253L147 252H149L148 250H151L150 248H151V244L150 243H148ZM168 245V244H167ZM115 246V245H114ZM194 246V245H193ZM201 246H202V244H201ZM116 247V246H115ZM195 247V246H194ZM197 247H198V244H197ZM203 247V246H202ZM210 247V246H209ZM212 247H214V246H212ZM217 247L218 246H216L215 247V249H217ZM110 248V249H109ZM119 248V247H118ZM199 248V247H198ZM224 248V247H223ZM214 249V250H215ZM218 249H220V248H218ZM217 249V250H218ZM108 250H109V252H108ZM169 250V249H168ZM195 250H197V249H195ZM199 250V249H198ZM211 250V249H210ZM210 250H209V248L208 247H203L202 248V252H201V254L198 256V258H197V260H196V263L197 264H210V263H217V260H216V258H217V256H220V255H217L215 252H214V250H213V255H214V253L217 255L216 257H215V259L214 260H210ZM211 250V251H212ZM216 251V250H215ZM220 251V250H219ZM118 252V251H117ZM131 252V251H130ZM152 252V251H151ZM154 252V251H153ZM166 252V251H165ZM164 252V253H165ZM169 252V251H168ZM194 252V251H193ZM99 253H100V255H99ZM125 253V252H124ZM104 254H106V257L104 258ZM149 254V253H148ZM150 254H152V253H150ZM155 254H156V252H155ZM158 254H160V253H158ZM169 253H166V255H168ZM195 254V253H194ZM119 255V254H118ZM124 255V254H123ZM130 255V254H129ZM153 255V254H152ZM196 255V254H195ZM114 256H117V255H114ZM113 256V257H114ZM155 256H157V255H155ZM154 255H153V257H155ZM160 256V255H159ZM159 256H157V257H155L156 259L159 257ZM169 256V258L171 259V257H170V254L168 255ZM168 256H167V258H168ZM184 257V260L183 261H181L180 260V258H182V257ZM138 257V256H137ZM163 257V256H162ZM193 258H194V256H192ZM197 256H195V258H196ZM116 258V257H115ZM124 258V257H123ZM126 258V257H125ZM135 258V257H134ZM164 258V257H163ZM223 258V257H222ZM128 259H130V258H127L126 260H128ZM142 259V258H141ZM156 259L154 260L153 258H147L144 262V264H158V262L156 261ZM164 259H166V257L164 258ZM218 259V258H217ZM220 259V258H219ZM219 259H218V261H219ZM116 260V259H115ZM143 260V259H142ZM142 260H141V264H143L142 263ZM163 260V259H162ZM194 260V259H193ZM81 261V262H82ZM117 261V260H116ZM134 261H136V260H134ZM193 262V261H192ZM222 262H223V259H222ZM122 263V262H121ZM128 263V262H127ZM126 263V264H127ZM130 263H131V261H130ZM124 264H125V262H124ZM136 264V263H135ZM139 264V263H138ZM160 264V263H159ZM161 264H162V262H161ZM195 264V263H194Z\"/></svg>",
    "mask_w": 264,
    "mask_h": 264
}]
</instances>
